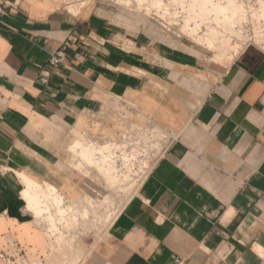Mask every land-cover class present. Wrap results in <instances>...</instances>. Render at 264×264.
Segmentation results:
<instances>
[{
	"label": "crops",
	"instance_id": "obj_1",
	"mask_svg": "<svg viewBox=\"0 0 264 264\" xmlns=\"http://www.w3.org/2000/svg\"><path fill=\"white\" fill-rule=\"evenodd\" d=\"M142 1L139 11L160 1L153 15H165V6L175 12L176 21L147 15L157 24L179 19L166 28L174 35L195 30L199 11L185 6L184 17L174 4L191 0ZM134 18L107 0H10L0 16V264L19 251L30 263L50 257L52 241L37 223L41 204L60 205L63 215L64 201L89 203L85 174L72 166L74 153L83 160L87 149L82 138L100 141L133 122L173 135L85 264H264V51L246 49L244 19L231 36L223 25H201L200 35L216 26L228 40L219 48L220 35L213 51L206 41L203 51L234 61L197 87L187 83L197 62L182 51L166 56ZM69 37L66 62L49 67ZM42 68L51 71L47 85L38 81Z\"/></svg>",
	"mask_w": 264,
	"mask_h": 264
},
{
	"label": "rangeland",
	"instance_id": "obj_2",
	"mask_svg": "<svg viewBox=\"0 0 264 264\" xmlns=\"http://www.w3.org/2000/svg\"><path fill=\"white\" fill-rule=\"evenodd\" d=\"M107 1L118 9L131 13L137 19L138 24L145 26L152 42L158 43L159 41L164 45L166 56H169L168 52L179 53L182 51L184 53L182 57L185 56L197 62L196 66L188 68L191 71V76L188 78L190 82L187 83L190 85L199 87L204 84L206 79L217 81L234 61L219 63L214 57L217 54L216 52H206L201 48L189 45L188 41L179 39L171 32L162 29L146 15L144 10L139 11L136 7L127 8L116 3L115 0ZM164 3L166 4V1ZM134 4L136 5V3L130 2L129 6ZM263 4L264 0L263 2L245 0L244 6L247 7L244 8L247 15L243 20V29L246 36H248L245 40L249 41L246 49L259 47L264 51V43L262 45L255 43L256 36L262 37L257 38V40L260 39V43L264 41V17H262L264 16L262 15L264 10L261 8ZM254 11L257 12V15L255 13V16L252 17ZM258 14L262 15V19H259V21L257 19L260 18ZM243 43L241 44L243 45ZM166 68L173 71L174 67L166 66ZM170 134L173 135L168 131L163 133L151 127L136 125L133 122L131 125L118 129L116 134L111 137H100V141H95L88 136L83 137L82 142H85L88 147L96 148V151H100V148L109 145H113L115 148L112 152L105 153L104 159L103 156L95 152L92 156L93 163L91 166H83L82 160L79 159L78 161L79 156L74 154L75 161L72 162V166L85 174V199L90 200L87 201L88 204L85 202L79 203V205L68 204L64 201L62 210H65L63 215H60L61 213L58 211L60 205L46 201L41 204L44 213L41 219H37V223L51 239L52 252L50 257L40 264H85L89 254L107 233L106 222L109 221L110 217L115 218L130 198V195L137 191L156 159L162 154L163 149L168 146L171 139ZM141 159L145 160L141 161ZM144 164L146 165L144 166ZM146 166L147 169H145ZM109 174L114 175L115 178V184L110 187L107 181ZM33 208L35 206L30 209L34 211ZM68 213L76 215H74L76 218L75 223L66 221L64 217L67 214L68 219Z\"/></svg>",
	"mask_w": 264,
	"mask_h": 264
},
{
	"label": "bare ground",
	"instance_id": "obj_3",
	"mask_svg": "<svg viewBox=\"0 0 264 264\" xmlns=\"http://www.w3.org/2000/svg\"><path fill=\"white\" fill-rule=\"evenodd\" d=\"M119 1V0H118ZM127 1V0H126ZM126 1H122V2H126ZM142 0H135L134 2L136 3V5L134 6V7H136V8H142L141 6H143V4H142V2H141ZM174 1V0H173ZM172 1V2H173ZM177 1V0H176ZM182 1H184V0H181V2ZM187 1H189V0H187ZM192 1V3L191 4H189V2L187 3V5L185 4V3H176V2H174V4L175 5H179V7H177V6H175V7H177V9L179 8V9H181L182 11H184V12H180V14L181 13H183V16H184V13H185V11H186V7L185 6H189L188 8H187V10L188 11H186V13L187 12H189V10H192L193 12V14H194V12L195 13H197V11H199V15H200V11L202 12V11H204L205 12V14H207L206 16L208 17H205V15H203V14H201L202 16L201 17H203V18H201L199 15H198V13L197 14H194V15H198L199 16V18H198V16L197 17H195V16H193V14H191V12L190 13H188V14H191L193 17H195V18H193V20H191L192 18H189V17H187L186 19H188L189 21L191 20V22H195V23H193V24H195L196 25V27H195V32L193 31L192 33H189L188 34V32H186V30H188L187 28H186V30H184V28H183V30L184 31H182L181 32V30H182V28L180 29L179 28V32H178V35H176L179 39H182V40H185V41H188L187 43L189 44V45H192L193 47H195V48H201L202 50H203V43L204 42H206V43H204L205 45H207V48L209 49V51L210 50H212L213 51V49L215 48V46H216V42H219L220 43V35H222L223 37L222 38H224V35L223 34H221V33H219V32H221V31H219V27L220 26H222L223 25V28H227L226 29V31H227V34H228V36L229 35H231V34H233V33H235L236 31H238V30H236V26H237V24L241 21V20H243L244 19V17H246V10H245V8L247 7L246 5V7L244 6V4H245V2H244V4L243 3H241V2H238L237 0H218V2L216 1V0H191ZM130 2H133V1H130ZM129 2V3H130ZM171 2V3H172ZM259 2H260V0H259ZM118 3H120V1L118 2ZM124 4V3H123ZM123 4H121V5H123ZM151 4V3H150ZM150 4H149V7L150 8H147L146 6H148V5H146L145 7L147 8H144L143 10H147L148 12H147V14L146 15H150L151 16V18H152V20H154V21H156V20H159V19H161L162 18V20H163V17L166 15V14H168L169 16H171V13H172V11L171 10H169V9H166V6H165V8L164 9H166V11L163 9L162 11H164V12H166L165 13V15L163 14V12L162 13H160L161 14V16H160V14H157L156 12H154V13H156V15H153V11H154V9H156V8H159L160 9V7L158 6L159 4H160V1H157V2H152V4H151V6H150ZM189 4V5H188ZM227 4V5H226ZM126 5V4H125ZM145 5V4H144ZM163 5V4H162ZM260 5H261V3H260ZM264 5V4H263ZM262 5V6H263ZM261 6V8L264 10V6L262 7ZM162 7V6H161ZM164 7V6H163ZM168 7V6H167ZM245 7V8H244ZM174 8V7H173ZM253 8V7H252ZM138 9V10H139ZM157 10L158 12L160 11V10ZM250 9V8H249ZM261 9V10H262ZM142 10V9H141ZM174 10V9H173ZM256 10V9H255ZM259 10H260V8H259ZM175 11V10H174ZM146 12V11H145ZM259 12V11H258ZM256 13V15H257V12L256 11H254L253 12V15H252V17L253 16H255L254 14ZM162 14H163V16H162ZM173 14V13H172ZM174 14H175V12H174ZM173 14V15H174ZM179 14V13H178ZM168 15H166V16H168ZM172 15V16H173ZM209 15H214V18H210V16ZM259 15V14H258ZM262 15H264V11H263V13H262ZM262 15H259V17L260 18H257L258 19V21H259V19H262V17H264V16H262ZM165 16V17H166ZM168 16V17H169ZM188 16V15H187ZM262 16V17H261ZM176 16L174 15V18H173V20L175 19V21H176V18H175ZM177 17H178V15H177ZM185 17V16H184ZM205 17V18H204ZM159 18V19H158ZM170 18V17H169ZM207 18V19H206ZM256 18V17H255ZM254 18V19H255ZM165 19V18H164ZM166 19H167V17H166ZM165 19V20H166ZM185 19V21L186 22H184L185 23V25L187 24L188 25V20H186ZM200 19V20H199ZM246 19V18H245ZM168 20V19H167ZM179 20V19H178ZM178 20H177V22H178ZM169 21H172V20H169ZM175 21H173V22H175ZM180 21V20H179ZM182 21V20H181ZM261 21V20H260ZM264 21V20H263ZM172 22V24H168L167 22H162L161 24H160V22L158 23V24H160L161 26L160 27H162L163 26V28L164 29H166L168 26L167 25H170V26H172V25H174V23ZM177 22H175V23H177ZM200 22H202L201 24H200ZM216 24L217 26H219V27H217L218 29H217V31L215 30L216 29V26H214V27H212L213 28V31L211 30V32L209 31L210 29H212L211 27H210V29L207 27H205L206 28V30H207V32L204 34V33H202L201 35H200V33L199 32H197V31H200L201 30V28H200V26L201 25H204V26H208L209 24ZM264 23V22H263ZM192 24V23H191ZM240 25V24H239ZM190 26V25H189ZM226 26V27H225ZM181 27H182V24H181ZM183 27H185V26H183ZM186 27H188V26H186ZM174 28V27H173ZM222 28V27H221ZM168 29V28H167ZM166 29V31H169V30H167ZM176 29H177V27H176ZM191 30H193V29H190V32H191ZM225 30V29H224ZM224 30L222 29V31L224 32ZM172 31V30H171ZM202 31V30H201ZM219 31V32H218ZM173 32V31H172ZM171 32V33H172ZM175 32V31H174ZM174 32H173V34H174ZM222 32V33H223ZM176 33V32H175ZM237 33V32H236ZM235 33V34H236ZM188 34V35H187ZM203 34L205 35L204 37H203ZM225 34H226V32H225ZM238 34V33H237ZM227 37V36H226ZM229 38V37H228ZM220 40V41H219ZM225 40H227V38L225 39L224 38V42H221V44L222 43H224L225 44ZM228 41V40H227ZM231 42H232V40H230ZM260 41V39L259 40H257V42L258 43H260L259 42ZM231 42H229V48H230V51H232L233 49L232 48H235L236 47V45L237 44H235L234 46L235 47H233V45L231 44ZM224 44H222L221 45V47H219L220 45H218V43H217V45H218V47L219 48H222V46L224 45ZM226 45H227V43H226ZM238 46V45H237ZM205 47V46H204ZM224 47V46H223ZM226 47H228V45L226 46ZM206 48V47H205ZM217 49V48H216ZM215 49V50H216ZM228 49V48H227ZM221 50V49H220ZM223 50V49H222ZM221 50V52H223L222 54H224V51H222ZM207 51V50H206ZM211 51V52H212ZM217 51H219V49L217 50ZM233 51H235V49L233 50ZM225 52H227V50L225 51ZM239 52H240V48H237L236 49V51H235V53H234V56H236L237 54H239ZM218 54V53H217ZM227 54V53H226ZM226 54H224V55H226ZM220 55H221V53H220ZM219 55V56H220ZM223 55V56H224ZM230 55V54H229ZM222 56V55H221ZM223 56H222V58H223ZM215 58H216V56H214ZM218 57V56H217ZM229 57V56H228ZM218 58H220V59H222L221 57H218ZM226 58V57H225ZM220 59H219V61H220ZM233 59V55H231L230 56V58H229V61H231ZM217 62H218V60H217ZM221 62V61H220ZM225 62V61H224ZM223 62V63H224ZM81 134V133H80ZM80 136V135H79ZM150 136V135H149ZM82 138V137H81ZM82 143V142H81ZM79 146H80V144H78ZM113 146V145H112ZM111 146V147H112ZM74 148V147H73ZM113 148H115V147H112V148H110V146L109 147H106V148H103V149H101L100 150V156H103L102 158L104 159L105 158V156H104V154L105 153H107V152H112V150H113ZM95 149V148H94ZM74 152L76 151V150H73ZM79 151V150H78ZM81 151V150H80ZM83 151V152H82ZM81 152H82V154H83V165L85 166L86 164L89 166H91L92 165V163H93V158H92V156L94 155V150H93V148H88V146H87V149H83ZM75 154V153H74ZM108 164V163H107ZM108 180V186H112L113 184H115V178H114V175H112L111 176V174H109V177L107 178ZM30 181V180H29ZM32 182V181H31ZM27 184V183H26ZM36 185V184H35ZM31 186V185H30ZM29 188H31V187H29ZM38 189H39V186H38ZM33 190V189H32ZM46 190V189H45ZM29 191V190H28ZM28 191H26L27 192V194L28 193H30V192H28ZM41 191V190H40ZM25 192V193H26ZM54 193V192H53ZM32 194H34V193H32ZM25 195V194H24ZM29 195V194H28ZM31 195V194H30ZM37 195V194H36ZM31 196H35V195H31ZM31 196H29V199H31L30 197ZM53 196V195H52ZM52 196H50V197H52ZM55 196V195H54ZM28 197V196H27ZM132 197V196H131ZM27 199V198H26ZM49 200H51V199H49ZM53 200V199H52ZM56 200V198L54 197V201ZM62 201V199H59V201ZM87 200V199H86ZM28 201V200H27ZM32 201V200H31ZM46 201V200H45ZM90 201V200H89ZM47 202H49V201H47ZM51 202V201H50ZM53 202V201H52ZM56 202V201H55ZM44 203V202H43ZM56 203H59L58 202V200H57V202ZM32 204V203H31ZM33 204L35 205L36 204V202L34 203L33 202ZM88 204V203H87ZM36 206V205H35ZM38 206V205H37ZM43 211V210H42ZM42 211L40 210V215H41V213H42ZM61 212V211H60ZM38 213V212H37ZM62 213H63V211H62ZM72 216V215H71ZM41 218V217H40ZM72 218V217H71ZM80 218V217H79ZM70 220H72V219H70ZM64 237V236H63ZM62 238V237H61Z\"/></svg>",
	"mask_w": 264,
	"mask_h": 264
},
{
	"label": "built area",
	"instance_id": "obj_4",
	"mask_svg": "<svg viewBox=\"0 0 264 264\" xmlns=\"http://www.w3.org/2000/svg\"><path fill=\"white\" fill-rule=\"evenodd\" d=\"M8 3H10V0H0V16L5 14ZM73 44H74V39L72 37H69L66 41L61 43L57 49L51 52L49 55V59H48L49 67L54 68V67H58L64 64L68 58V52L72 49ZM50 79H51V71L48 68H42L40 71V75L38 77V81L44 85H47L50 82ZM143 160L145 159H141V161ZM145 163L147 162L145 161ZM145 165L146 164H144V166ZM145 169H147V166ZM5 261L7 262V264H40V263H43V262L30 263L26 259L23 251H19L17 253V256L15 257H6Z\"/></svg>",
	"mask_w": 264,
	"mask_h": 264
}]
</instances>
